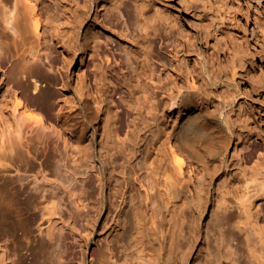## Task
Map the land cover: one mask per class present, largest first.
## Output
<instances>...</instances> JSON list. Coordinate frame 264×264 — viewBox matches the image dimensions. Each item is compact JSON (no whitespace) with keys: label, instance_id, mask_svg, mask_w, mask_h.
<instances>
[{"label":"bare ground","instance_id":"bare-ground-1","mask_svg":"<svg viewBox=\"0 0 264 264\" xmlns=\"http://www.w3.org/2000/svg\"><path fill=\"white\" fill-rule=\"evenodd\" d=\"M200 1L198 4L197 0H179L183 9L194 17L185 16V20L197 29L195 35L173 9V4L166 0H0V104L8 103L10 95L18 93L21 97L11 105L13 118L7 119V126L0 130L6 142L5 150L16 152L13 158L3 157L19 162L14 169L16 175L9 179L1 175V168L7 170L9 164L0 162V179L4 177L3 184L10 193L0 191V213L17 211L13 198L26 193L21 189L26 174L47 177V166L38 154L46 145L39 143L33 148L30 141L47 134L54 136L56 149H64L69 144L59 116L34 119L35 110L31 105L40 96L46 97L39 88L44 70L52 73L53 85L63 81L50 47L58 45L64 35L70 33L67 25L74 21L84 23V8L93 2L100 10L103 25L116 28V36H124L131 42L124 44L102 29L97 31L98 24L90 22L83 26L79 49L99 66L93 79L87 81L91 97L79 108V126L92 128L94 123L100 124L103 150L100 156L109 183L107 197L114 209L119 207L118 200H125L121 214L127 207L130 209V219L122 220L124 225L129 223L124 242L120 244L125 253L123 262L183 264L180 258L186 235L185 211L191 202L203 200L205 188L200 175L219 164L231 144L234 149H248L250 154L260 151L264 145L263 133L252 126L250 116L244 121L243 135L230 124L227 116L223 114L221 118L211 111L213 105L226 106L236 99L228 95L231 99L227 101L216 100L212 87L217 82L237 84V79L241 82L240 76L250 75L264 86V55L253 54L246 61L233 63L234 53L250 50L251 35L264 42V0ZM127 2L133 8V27L124 13ZM239 19H243L247 27L242 36H237L232 28V23ZM193 46L204 47L202 59L197 64L187 62L181 70L178 54L190 51ZM256 57L259 69L255 67ZM232 63L231 75L223 73ZM238 67L242 71H238ZM125 68L129 72L121 74ZM243 90L251 91L247 87ZM58 96L55 92L50 95L52 99ZM136 106H141L148 121L154 122L153 127L147 122L145 130L140 131L135 121L129 124L133 119L131 114L138 113ZM164 109L177 111L172 122L173 128L179 119L175 128L157 121ZM79 168H82V176L86 175L92 168L91 158L81 162ZM261 173L254 185L264 196V172ZM68 179L65 178L64 189L69 204L77 211H85L89 200L98 194L95 176ZM33 184H36L35 176ZM136 187L144 193L142 204L135 202ZM155 197L159 199L158 208L153 206ZM27 200L28 196L24 201L29 208ZM61 207L57 198L43 209L57 214ZM216 208L220 209L217 204ZM246 217L247 225L259 226L264 219V206L258 204L256 213ZM232 220L227 216L225 221L215 223L219 240L229 248L234 247V237L224 231V227ZM250 231L251 235L257 232ZM107 252L95 264H120L110 248ZM229 253L233 255L231 249ZM259 264H264V260Z\"/></svg>","mask_w":264,"mask_h":264},{"label":"rangeland","instance_id":"rangeland-1","mask_svg":"<svg viewBox=\"0 0 264 264\" xmlns=\"http://www.w3.org/2000/svg\"><path fill=\"white\" fill-rule=\"evenodd\" d=\"M168 1L173 4V9L180 14L182 21L187 23V26L197 35V29L185 20V16H192V13L186 12L183 9V3L179 0H166L170 3ZM241 2L243 3L244 0ZM197 3L200 4L201 1L197 0ZM99 12L96 4L91 2L89 7L84 8V23L80 25L79 21H74L67 25L66 27L71 29L70 33L67 32L58 45L50 47L52 57L61 70L63 81H60L58 85H53L50 81L52 73L46 70L42 72L39 88L45 92L46 97L41 98L40 96L31 105L35 110L33 117L45 120L48 115H58L59 122L63 126V134L69 144L64 149H56L53 144L54 136H47V134L40 135V139L36 137L30 141L33 148H36L39 143L46 145L43 151H38V154L42 155L41 161L47 166L48 174L45 178L39 174H26L25 185L21 188L26 190V193L16 194L13 198L17 211L0 213V264H95L97 259L108 254L109 248L116 255L119 263L124 264L125 253L120 249V244L124 242L123 238H125L129 223L124 225L122 220L130 219V209L127 207L121 214L122 208L126 205L125 200H118L119 207L116 206L114 209L107 197L109 183L103 158L100 156L103 151L100 144V124L94 123L92 128L87 125L79 126V108L85 106L91 97L87 81L93 79L99 69L93 58L79 50L83 26L95 22L96 25L98 24L97 31L102 29L106 34L114 35L122 43L131 44L128 38L115 35L116 28L103 25ZM124 13L128 23L133 27L134 14L129 2L125 6ZM232 28L237 36H242L247 27L244 20L239 19L232 23ZM248 44L250 52L234 53L233 63L246 61L253 54L264 55V49L261 48L264 42L251 35ZM203 49V46L200 49L193 46L190 51H181L178 54L180 69L184 70L187 62L197 64L202 59ZM119 50L122 52L121 49ZM254 60L256 69H259V59L256 57ZM233 63L223 73L230 76ZM237 70L242 71L240 67ZM128 72L129 69L125 68L121 74ZM249 76H240L241 82L237 79V84L231 81L217 82L212 87L216 100L227 101L234 96L236 99L234 103L226 106L213 105L211 111L218 116L221 115V118L223 114L227 116L230 124L243 135H245L246 128L244 121L250 116L252 126L260 129L264 136V123L262 122V119L264 120V86ZM1 78L0 74V83ZM28 82L32 85L31 79H28ZM242 86L250 88L251 91L245 93ZM30 92L33 93V89ZM54 92L59 96L52 99L50 95ZM35 95H38L37 92ZM228 95L231 97H227ZM20 98L18 93L10 95L8 103L0 104V130L7 126V119L13 118L11 105L17 103ZM136 107L138 113L131 114L133 119L129 124L132 125L135 121L140 131L145 130L148 126L147 122L153 127L154 122L148 121L141 106ZM165 109L158 114L157 121H164L167 127L172 128L177 111L168 112ZM178 121L179 119L175 121L173 128ZM4 140L5 138L3 139L0 133V162L9 164L7 170L1 168V175L9 179L16 175L14 169L19 162L3 157L8 155L13 158L16 153L15 150L12 152L5 150ZM261 141L264 143V138ZM89 157L92 160V168L82 176L80 173L82 168H79V165ZM33 162L37 164L36 161ZM261 172H264V145L260 151L250 154L248 149H234L231 144L223 160L200 175L205 188L202 194L203 200L191 202L185 211L186 235L182 242L180 258L183 264H259L264 260V235H262L264 219L257 227L246 223V215L256 213L258 204L264 206V196L257 191L254 185L262 175ZM89 174L96 178L98 194L89 200L85 211H77L68 202L67 191L64 189L67 184L65 178L70 179L72 176L75 179L88 178ZM33 176L36 177V184H33ZM4 177L0 179V191L10 194L3 184ZM17 188L20 189V187ZM133 195L138 204L145 202L143 191H139L137 187ZM27 196L29 198L27 202H30L28 203L29 208H26L24 201ZM57 198H60L62 204L57 214L43 209V207L50 206V200ZM154 200L153 206L158 208L159 199L155 197ZM216 204L220 209L216 208ZM243 207L247 209L244 210ZM246 211H249V215ZM227 216L232 217L233 220L225 225L224 231L233 234V248L225 246V243L219 240L220 236L215 226L217 220L225 221ZM235 221L238 224H235ZM250 230L257 231V234L252 233L251 235ZM230 249L233 255L229 253ZM132 262L134 264V261Z\"/></svg>","mask_w":264,"mask_h":264}]
</instances>
